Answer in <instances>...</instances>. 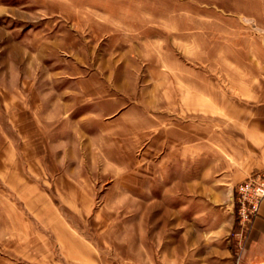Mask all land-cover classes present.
Listing matches in <instances>:
<instances>
[{
  "label": "rangeland",
  "instance_id": "rangeland-1",
  "mask_svg": "<svg viewBox=\"0 0 264 264\" xmlns=\"http://www.w3.org/2000/svg\"><path fill=\"white\" fill-rule=\"evenodd\" d=\"M263 11L259 0H0V264L242 257L247 232L229 206L243 180L216 184L229 144L207 97L210 81L220 95L243 83L231 65ZM18 177L89 249L55 238L26 184L10 187Z\"/></svg>",
  "mask_w": 264,
  "mask_h": 264
},
{
  "label": "crops",
  "instance_id": "crops-1",
  "mask_svg": "<svg viewBox=\"0 0 264 264\" xmlns=\"http://www.w3.org/2000/svg\"><path fill=\"white\" fill-rule=\"evenodd\" d=\"M259 1L264 5V0ZM250 20L254 27L247 28L249 30L243 38L242 64L237 67L231 65L234 72L244 74L243 83L229 80L226 95H220L212 81L208 87L210 94L207 99L213 110V119L229 144L227 159L230 170L219 176L216 184L231 186L264 170V19ZM11 148L7 149L9 153ZM13 181L9 182L10 187L12 184H26L30 207L37 213V217L46 214L44 220L49 222L47 227H50L47 229L55 234V238L67 240L76 248L89 249L70 226L60 223L59 210L49 197L40 194L38 188L28 184L27 180L18 177ZM229 207V210L233 208L232 203ZM245 238L247 244L242 257H229L228 263L264 264V199Z\"/></svg>",
  "mask_w": 264,
  "mask_h": 264
},
{
  "label": "built area",
  "instance_id": "built-area-1",
  "mask_svg": "<svg viewBox=\"0 0 264 264\" xmlns=\"http://www.w3.org/2000/svg\"><path fill=\"white\" fill-rule=\"evenodd\" d=\"M264 19V11H263ZM264 199V170L251 174L233 190L232 207L241 230L248 232ZM236 206V209H234Z\"/></svg>",
  "mask_w": 264,
  "mask_h": 264
},
{
  "label": "trees",
  "instance_id": "trees-1",
  "mask_svg": "<svg viewBox=\"0 0 264 264\" xmlns=\"http://www.w3.org/2000/svg\"><path fill=\"white\" fill-rule=\"evenodd\" d=\"M234 209H236V206H234Z\"/></svg>",
  "mask_w": 264,
  "mask_h": 264
}]
</instances>
